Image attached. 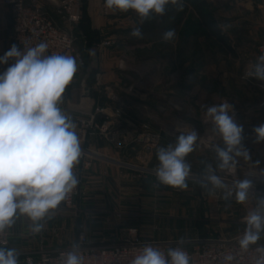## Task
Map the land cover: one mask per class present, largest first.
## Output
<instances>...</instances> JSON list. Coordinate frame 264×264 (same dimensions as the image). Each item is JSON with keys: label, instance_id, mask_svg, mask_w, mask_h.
I'll use <instances>...</instances> for the list:
<instances>
[{"label": "rangeland", "instance_id": "374dc122", "mask_svg": "<svg viewBox=\"0 0 264 264\" xmlns=\"http://www.w3.org/2000/svg\"><path fill=\"white\" fill-rule=\"evenodd\" d=\"M102 11L108 12L104 2ZM205 11L212 12V17L226 37L232 52L197 27L198 16L186 2L182 11L169 6L163 17L153 18L143 24H140L134 11L122 12L120 19L124 21L120 26L125 25V20L131 14L135 27L142 29V39L130 36L134 27L130 30L118 28L116 23H106V28L101 33L92 29L90 20L85 18L81 26L85 28L87 37L83 33L82 41L89 47L91 44L101 46L102 42L112 40L114 45L101 47L107 51L120 44L119 47L124 48L122 52L127 51L128 60L130 59L128 62L133 69L138 71L140 66L141 76L130 72L128 85L136 96L130 97L128 101L138 108L140 102L137 96L146 99V107L139 105L140 111L137 110L134 117L137 119L139 115L145 118L142 134H162V126L168 132L180 131L181 127L179 130L176 127L178 124L185 126L190 121L205 122V110L201 105L210 106L224 100L230 103L237 123L243 126L242 143L249 150L251 161L239 159L233 171L218 170L217 174L231 187L236 179H245L247 170L252 168L259 173L256 186L264 189V175L260 174V170L264 169V142L256 143L253 132L254 127L264 124V108L261 107L264 98L263 82L244 78L250 58H255L259 44L264 41V0H207ZM47 13L52 17L50 12ZM54 13L58 14L57 10ZM176 20H179L178 25L172 26L171 23ZM169 29L176 31V38L164 42L162 34ZM187 75L190 76L188 80ZM177 105H180L179 110ZM124 112L121 110V116L113 118L109 130L104 134L109 133L114 120L125 117ZM199 130L201 137L215 140L209 133L210 126L206 129L207 136L203 129ZM169 144L174 145L171 142L163 145L161 141L160 145L152 149L142 146L137 164L146 170L138 172L140 178L148 180L144 189L145 198H142L139 208L124 210L130 215L118 224L137 227L142 238L147 241L178 242L183 237V245L188 247L206 240L234 239L243 233L244 217L248 213L245 207L247 202L238 204L234 197L225 200L223 197L227 189H201L195 177L203 169L191 170L192 176L188 179V188L185 190L164 185L154 186L158 184L155 168L144 164L146 156ZM255 161H260V164L254 166ZM164 188L168 190L164 191ZM163 196L165 199L159 201ZM170 198L172 203H169ZM25 227L29 226L15 223L7 230L12 236L9 248L17 250L19 264H24L25 256L32 250L25 241H19L24 237L15 234ZM45 243L43 245H47ZM53 245L57 247L56 242Z\"/></svg>", "mask_w": 264, "mask_h": 264}, {"label": "clouds", "instance_id": "9594fccd", "mask_svg": "<svg viewBox=\"0 0 264 264\" xmlns=\"http://www.w3.org/2000/svg\"><path fill=\"white\" fill-rule=\"evenodd\" d=\"M110 12L134 11L140 24L156 17H163L169 6L182 11L185 0H104ZM227 27V26H225ZM130 36L143 38L141 27H134ZM176 38V31L169 29L162 34L164 42ZM48 44L41 42L21 50L17 44L0 56V65L14 62L0 72V234L11 229L23 216L31 221L33 235L45 229V222L79 184L74 168L82 156L76 125L59 104L67 86L77 72L75 57L64 54H46ZM244 78L264 82V52L256 58ZM191 79V78H190ZM264 87V85H262ZM205 110V123L218 143L211 145L215 152V167L206 163L202 173L195 177L201 189H227L224 199L234 197L244 204L254 185L250 179H236L229 187L219 171H231L239 159L251 161L249 150L243 145V126L235 119L233 106L227 101L201 105ZM178 110L180 105H177ZM179 130L181 125L176 126ZM255 142H264V124L253 128ZM195 130L178 131L175 144L159 147L158 165L155 168L157 185L185 190L191 177V165L186 157L199 146ZM221 143L223 146H221ZM260 161H255L258 166ZM264 175V169L260 170ZM245 228L238 239L241 253L258 245L264 234V196H259L256 206L244 217ZM167 251L146 244L132 257L130 264H191L189 253L181 246ZM79 244L61 253L62 264H84ZM253 264H264V245L255 248ZM225 264H238L236 257L226 254ZM0 264H19L15 248L0 247Z\"/></svg>", "mask_w": 264, "mask_h": 264}, {"label": "crops", "instance_id": "0c3cea01", "mask_svg": "<svg viewBox=\"0 0 264 264\" xmlns=\"http://www.w3.org/2000/svg\"><path fill=\"white\" fill-rule=\"evenodd\" d=\"M40 2L44 11L50 12L51 18L59 26L72 29L77 36L76 28L80 26L79 23L74 26L69 25L61 16L54 13V10H57L55 3L49 0H40ZM103 2V0L82 1L83 17L90 20L92 29L102 33L106 25L112 23H116L118 28L123 27L128 30L135 27V21L131 14L125 20V25L120 26V23L124 21L120 19L123 16L122 12L108 11L104 13L102 11ZM12 25L10 8L0 2V56L12 44H16ZM77 37L76 49L82 59L76 60L77 72L72 82L67 86L59 107L72 118L76 125L75 131L80 139L81 148L88 154L84 160L80 159L74 168V173L79 180L80 193L76 198V210L66 209L62 202L53 217L46 220L45 229L40 235H33L29 227L15 233L18 237H24L19 241H25L29 245V249L39 246V237H42L43 242L47 243L44 247L48 249L74 243L78 232L82 229L87 231L93 242L101 240L113 242L120 235L121 230L131 227L118 224L124 222L127 215H130L124 210L139 208L142 198H145L146 194L144 189L148 180L140 178L137 170V168L143 169L138 166L137 157L142 154L140 151L143 144L139 138L144 132L145 118L138 115V118L134 119L135 114L140 111L139 105L146 107V99L137 96L138 102H140L138 108L128 101L130 97L136 96L128 85L130 72L141 76L140 66L138 71L133 69V66L128 62L130 59L128 60L127 51L122 52L124 48L119 47L120 44L106 51L98 44L89 47L85 45L80 31ZM13 62L10 60L8 64L0 65V72ZM249 67L248 65L247 68L249 69ZM189 77L187 75L186 79L188 80ZM98 106L110 109L120 108L123 112L125 111V117L114 120L108 134L98 132L84 134L80 131L78 120L94 112ZM187 123L189 125L178 124L181 125L180 131L195 130L200 139L196 150L186 157V161L191 165V170H202L206 163H211L215 167V152L210 145L219 141L216 139L213 141L210 137H201L199 134L201 132L199 129H203L204 135L207 136L206 129L210 125L203 121ZM161 129L162 144L166 145L169 142L175 144L178 131L168 132L163 126ZM156 153L155 150L147 155L144 164L156 168L158 165ZM84 163L88 164L84 166ZM165 190L168 189L164 188ZM259 190L264 192V189ZM166 197L168 198V196ZM249 198L245 204L247 212L256 206L259 196L250 192ZM163 199H165L164 196L160 197L159 201H163ZM172 201L170 198V202H168L172 203ZM16 224L30 226L31 221L21 216L16 220ZM55 242L57 247L53 245ZM258 243L264 244V234Z\"/></svg>", "mask_w": 264, "mask_h": 264}, {"label": "built area", "instance_id": "2783aa9c", "mask_svg": "<svg viewBox=\"0 0 264 264\" xmlns=\"http://www.w3.org/2000/svg\"><path fill=\"white\" fill-rule=\"evenodd\" d=\"M49 1L57 5V13L69 25L74 26L80 22L83 0ZM0 2L10 8L14 39L21 50L45 42L48 44L46 54L71 55L75 56L77 60H81V55L75 49L78 37L72 29L59 26L44 11L40 0H0ZM112 45H114L112 40H107L101 44L102 47ZM262 52H264V41L259 44L255 58H250V67L248 70L251 69L256 58ZM251 79L254 78H248L246 80ZM261 107L264 108V98L261 102ZM120 116L121 109H110L105 106H98L94 112L87 114L85 117H81L78 120V124L80 131L84 134L95 132L104 134L109 130V124L113 118ZM139 141L149 149H152L160 145L162 134L161 132L144 133L140 136ZM87 155V152L82 149L80 159L84 160ZM86 164L84 163V166ZM138 171L145 172L146 170ZM246 177L254 183L251 191L252 194L264 196V192L256 186L259 173L255 169L249 168L246 172ZM79 193V186H77L74 192L70 193L63 202L66 209L76 210V198ZM241 235L242 233L230 240L218 238L195 243L189 247L184 245L179 246L183 247L189 253L191 264H225L223 257L226 254L234 255L238 264H253L254 258L257 255L255 248L258 245L264 244L258 243V245H253L248 252L241 253L238 246V239ZM38 243L39 246L32 249L25 256L24 264H62L61 253L70 251L71 245L73 244H63L61 247L48 249L44 247L42 237H39ZM75 243H78L80 246L79 251L84 258V264H130L132 257L146 244L158 246L164 251H167L170 247L174 248L178 246V242L175 241L156 242L144 240L137 227H129L121 230L120 235L113 242L106 240L93 242L87 231L82 229L78 232ZM10 244L11 234L6 230L5 233L0 234V247L9 248Z\"/></svg>", "mask_w": 264, "mask_h": 264}, {"label": "trees", "instance_id": "16d2710c", "mask_svg": "<svg viewBox=\"0 0 264 264\" xmlns=\"http://www.w3.org/2000/svg\"><path fill=\"white\" fill-rule=\"evenodd\" d=\"M186 3L190 4L195 13L198 16V22H197V27L200 29H203L206 34L211 37L212 39H214L217 43H219L220 45L224 46L229 52H232V48L230 47V45L227 42L226 37L222 34L220 28L218 27L217 23L215 22V20L212 17V12L211 11H205V7L207 6V0H185ZM83 22H85V16L83 17V15L81 16L80 22H79V27L76 28V32H77V36H78V32H82L85 34V36L87 37V32L85 30L84 27H82L81 25H83ZM179 22V20H176L174 22L171 23V25H178L177 23ZM90 32H92L90 30ZM94 33H97L96 30H93ZM91 44V43H89ZM93 45V44H91Z\"/></svg>", "mask_w": 264, "mask_h": 264}, {"label": "bare ground", "instance_id": "6f19581e", "mask_svg": "<svg viewBox=\"0 0 264 264\" xmlns=\"http://www.w3.org/2000/svg\"><path fill=\"white\" fill-rule=\"evenodd\" d=\"M233 171V170H232ZM223 180H225V179H223Z\"/></svg>", "mask_w": 264, "mask_h": 264}]
</instances>
